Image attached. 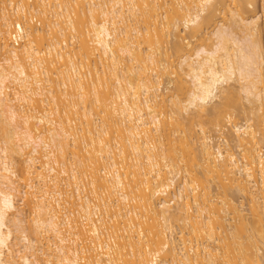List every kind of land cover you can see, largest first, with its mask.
Here are the masks:
<instances>
[{
	"label": "bare ground",
	"instance_id": "obj_1",
	"mask_svg": "<svg viewBox=\"0 0 264 264\" xmlns=\"http://www.w3.org/2000/svg\"><path fill=\"white\" fill-rule=\"evenodd\" d=\"M33 3L0 0V264H264V0Z\"/></svg>",
	"mask_w": 264,
	"mask_h": 264
},
{
	"label": "rangeland",
	"instance_id": "obj_2",
	"mask_svg": "<svg viewBox=\"0 0 264 264\" xmlns=\"http://www.w3.org/2000/svg\"><path fill=\"white\" fill-rule=\"evenodd\" d=\"M26 1H29V3H33V2H34V0H32V2H30V0H26ZM33 4H34V3H33ZM29 5H31V4H29ZM246 7H247V8H246ZM28 8H30V6H28ZM31 9H32V8H31ZM261 9H262V8H261V0H255V3H254V5H253V7H251V5H249V6L246 5V6H245V10H246V11H245V13H244V16H245V17H251V16H254V17L256 16V17H258L257 20H258V24L261 25V26H259L260 28H262V23H263V18H262V16H261V15H262ZM32 10H33V9H32ZM32 10L28 9V11H29V12H28L27 9H26L27 12H25V14H26L25 17H26L27 19H28V17L30 18V16L33 17V15L35 14V13H33V15H32V14L29 15L30 12H34V11H32ZM11 12H12V10H11ZM9 13H10V11H9ZM27 13H28V14H27ZM11 14H12V15H11ZM40 14H41V13H40ZM15 15H16V16H15ZM27 15H28V16H27ZM36 15H37V14H36ZM36 15H34V17H33V18H35V21H34L33 23L30 22V24L32 23L33 25H36V26H37L38 24H43V21H41V20H43V19L40 18V17H42V16H40V15L38 14V16H39V18H40V19H39L38 16H36ZM50 15H51V14H50ZM50 15H49V16H50ZM11 16H12V17H11ZM14 16H15V17H14ZM47 16H48V14H47ZM47 16L45 15V16H43V17H45V19H46L47 21H50L49 18H48ZM51 16H52V15H51ZM10 17H11V18H10ZM16 17H17V19H16ZM46 17H47V18H46ZM12 18H13V19H12ZM19 18H20V14H19V13H18V14H16V13L14 14V13L12 12V13L9 14V20L11 19V20L9 21V22L11 23V24H10V25H11V26H10L11 28H10L9 31H12V30H13V27H12V26H13V23H14V21H17ZM51 18H54V16L51 17ZM51 18H50V19H51ZM45 19H44V20H45ZM54 19H55V18H54ZM54 19H53V20H54ZM46 20H45V21H46ZM53 20H51V21H53ZM11 21H12V22H11ZM40 22H42V23H40ZM259 22H260V23H259ZM37 23H38V24H37ZM9 33H10V32H9ZM58 35H59V34H58ZM9 37H10V35L8 36V39H9ZM63 37H64V36L59 35L58 40H59V39H63ZM64 38H68V41H70V39H69V38H70L69 35L66 36V37H64ZM9 40H10V39H9ZM10 42H11V41H10ZM85 70H86V69H85ZM244 117H245V113L243 112V110L240 109V110L237 112V117H236L237 122H239V123L242 122L243 119H244ZM213 135H215V133H214ZM14 179H15V178H14ZM235 197H236V196H234V199H236ZM243 201H244V200H243Z\"/></svg>",
	"mask_w": 264,
	"mask_h": 264
},
{
	"label": "built area",
	"instance_id": "obj_3",
	"mask_svg": "<svg viewBox=\"0 0 264 264\" xmlns=\"http://www.w3.org/2000/svg\"><path fill=\"white\" fill-rule=\"evenodd\" d=\"M35 21V18H33V22ZM21 32L18 30L17 27H13V30L10 35V41L12 46L18 47L21 44Z\"/></svg>",
	"mask_w": 264,
	"mask_h": 264
}]
</instances>
